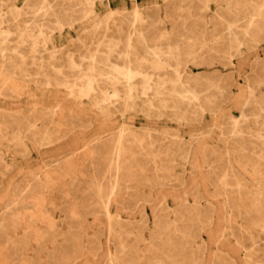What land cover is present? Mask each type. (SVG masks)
<instances>
[{"label": "rangeland", "instance_id": "374dc122", "mask_svg": "<svg viewBox=\"0 0 264 264\" xmlns=\"http://www.w3.org/2000/svg\"><path fill=\"white\" fill-rule=\"evenodd\" d=\"M0 51V264H264V0H0Z\"/></svg>", "mask_w": 264, "mask_h": 264}, {"label": "bare ground", "instance_id": "6f19581e", "mask_svg": "<svg viewBox=\"0 0 264 264\" xmlns=\"http://www.w3.org/2000/svg\"><path fill=\"white\" fill-rule=\"evenodd\" d=\"M47 1H48V0H47ZM73 4H74V3H73ZM74 5H75V4H74ZM81 5H82V3H81ZM67 8H68V7H67ZM74 8H75V7H74ZM69 10H70V9H69ZM20 11H21V10H20ZM62 11H63V10H62ZM135 18H136V16H135ZM136 20H137V19H136ZM16 22H17V21H16ZM66 22H67V21H66ZM57 25H58V24H57ZM59 25H60V24H59ZM41 26H42V25H41ZM46 26H47V25H46ZM37 28H38V26H37ZM9 34H10V33H9ZM131 35H132L131 33L128 34V36H127V38H126V42H125V48H126L125 53H126L127 56L130 55V54L133 52V48H134V46H133V44H132V38H131ZM32 36H33V35H32ZM5 37H6V36H5ZM2 39L5 41L6 38H5V39L2 38ZM31 40H32V39H31ZM33 40H34V39H33ZM29 42H30V41H29ZM29 42H28V43H29ZM4 43H5V42H3V44L1 43L2 46L4 45L3 48L1 47L2 49H4V47H5L6 45H8V44H4ZM22 44H23V43H22ZM16 45H17V44H16ZM9 46H10V45H8V47H9ZM18 46H19V45H18ZM32 46H33V45H32ZM123 47H124V46H123ZM18 48H19V47H18ZM37 48H38V47H37ZM9 49H11V48H9ZM21 50H22V49H21ZM15 51H17V50H15ZM0 52H1V51H0ZM6 52H7V51H6ZM20 52H21V51H20ZM175 52H176V51H175ZM185 52H186V51H185ZM185 52H184V53H185ZM2 53H3V52H2ZM16 53H17V52H16ZM33 53H34V52H33ZM186 53H187V52H186ZM186 53H185V54H186ZM7 54H8V53H7ZM7 54H6V55H7ZM9 54H10V52H9ZM189 54H190V52H188V53L186 54L185 57H187ZM3 55H4V54H3ZM13 55H14V52H13ZM4 56H5V55H4ZM16 56H17V55H16ZM94 56H95V55H94ZM94 56H93V57H94ZM14 57H15V56H14ZM174 57H176V55H175ZM188 57H189V56H188ZM193 57H194V56H193ZM3 58H4V57H3ZM52 58H53V57H52ZM104 58H105V57H104ZM179 58H180V57H179ZM11 59H12V58H11ZM18 59H20V58H18ZM33 59H34V58H33ZM50 59H51V58H50ZM126 59H127V61L130 63V59H129L128 57H127ZM176 59H177V58H176ZM13 60L15 61V60H17V59H13ZM13 60H11V61H13ZM73 60H74V59H73ZM143 60H144V59H143ZM21 61H22V59H21ZM21 61H20V62H21ZM24 61H25V60H24ZM24 61H23V62H24ZM42 61H43V60H42ZM42 61H41V62H42ZM139 61H140V60H139ZM8 62H10V61H8ZM8 62H7V63H8ZM53 62H54V61H53ZM7 63H5V64H7ZM10 63H11V62H10ZM49 63H50V62H48V64H49ZM51 63H52V61H51ZM51 63H50V65L52 66L53 64H51ZM139 63H140V62H139ZM143 63H144V61H143ZM11 64H12V63H11ZM41 64H42V63H41ZM144 64H145V63H144ZM3 65H4V64H3ZM8 65H9V64H8ZM20 65H22V64H20ZM25 65H26V64H25ZM25 65H23V66H25ZM31 65H32V64H31ZM34 65H35V64H34ZM34 65H33V66H34ZM42 65H43V64H42ZM44 65H45V64H44ZM72 65H73V64H72ZM15 66H16V65H15ZM59 66H61V65H59ZM64 66H65V65H64ZM68 66H69V65H68ZM160 66H161V65H160ZM165 66H166V65H165ZM13 67H14V66H13ZM20 67H21V66H20ZM30 67H31V66H30ZM40 67H41V66H40ZM40 67H39V68H40ZM43 67H44V66H43ZM4 68H5V67H4ZM11 68H12V67H11ZM45 68H47V67H45ZM158 68H159V67H158ZM2 69H3V67H2ZM14 69H15V68H14ZM26 69H27V68H26ZM26 69H25V70H26ZM40 69H42V68H40ZM7 70H8V69H7ZM17 70H18V68H17ZM30 70H31V69H30ZM54 70H55V69H54ZM3 71H4V70H3ZM18 71H19V70H18ZM26 71H28V70H26ZM38 71H39V70H38ZM55 71H56V70H55ZM59 71H60V70H59ZM59 71H58V73H59ZM61 71H62V70H61ZM119 71H120V70H119ZM125 71H126V70H125ZM125 71H124V73H125ZM20 72H21V71H20ZM69 72H71V71H69ZM77 72H78V71H77ZM12 73H14V72H12ZM36 73H38V72H36ZM53 73H54V71H53ZM56 73H57V71H56ZM89 73H90V76H91V77H94L95 74H93V70H91ZM3 74H4V73H3ZM5 74H7V73H5ZM9 74H10V73H9ZM9 74H7V75H9ZM27 74H29V73H27ZM60 74H61V73H60ZM126 74H127L126 78L124 77V78H125V81H124V82H125L126 90H125L124 88H123V90L127 91L128 96L131 97V96H132V91L134 90V88H133L134 86H133V83H132V82H134V81L132 80V77H131V75H133V73H132V69H131L130 65L128 66V69H127V71H126ZM136 74H138V73H136ZM13 75H14V74H13ZM54 75H55V74H54ZM65 75H67V74H65ZM79 75H80V74H79ZM79 75H75L76 78L74 77V75H73L72 77H73L74 79H78V78H80ZM36 76H38V75H36ZM83 76H84V75H83ZM90 76H88L87 79L85 78V79H86L85 83L87 82V85H86L87 91L89 92V94H90V93L92 94V92L95 90V88H94V82H93V81H95V79H92V78H91L92 80H90V78H89ZM120 76H121V74H120ZM133 76H134V75H133ZM11 77H12V76H11ZM13 77H14V76H13ZM13 77H12V78H13ZM55 77H56V76H55ZM64 77H65V76H64ZM84 77H85V76H84ZM5 78H6V77H5ZM69 78H70V75H67L63 81L66 82V84H67V83L69 82V80H71V78H70V79H69ZM109 78H110V77H109ZM52 79H53V78H52ZM55 79H56V78H55ZM60 79H61V78H60ZM85 79H84V80H85ZM134 80H135V79H134ZM47 81H48V78H47ZM47 81H46V82H47ZM80 81H81V80H80ZM98 81H99V79H98ZM98 81H97V82H98ZM50 82H51V81H50ZM61 82H62V81H61ZM64 82H63V83H64ZM124 82H123V83H124ZM142 82H143V81H142ZM47 83H49V81H48ZM71 83H72V81H71ZM77 83H78V82L76 81V84H77ZM80 83H81V82H79L78 85H79ZM95 83H96V82H95ZM98 83H99V82H98ZM103 83H104V82H103ZM103 83H101V84H103ZM105 83H106V82H105ZM140 83H141V82H140ZM50 84H51V83H50ZM52 84H53V83H52ZM54 84H55V83H54ZM58 84H61L60 81H59ZM58 84H57V85H58ZM68 84H69V83H68ZM72 84H73L72 86L74 87V83H72ZM83 84H84V82H83ZM96 85H98V84H96ZM134 85H135V84H134ZM136 86H137V84H136ZM107 87H109V86H107ZM69 88H70V87H69ZM79 88H80V87H79ZM105 89H107V88H105ZM136 89H137V88H136ZM136 89H135V90H136ZM138 89H139V88H138ZM145 89H146V88H144V90H145ZM108 90H109V89H108ZM80 91H81V90H80ZM95 91H96V90H95ZM105 91H106V90H105ZM105 91H103V93H104ZM113 91H114V90H113ZM125 91H124V92H125ZM142 91H143V89H142ZM101 92H102V91H101ZM109 92H110V91H109ZM111 92H112V91H111ZM111 92H110V93H111ZM136 92H138V91L136 90ZM80 93H81V92H80ZM82 93H83V91H82ZM141 93H142V92H141ZM85 94H87V93H85ZM91 94H90V96H91ZM93 94L96 95L97 93L95 94V93L93 92ZM101 94H102V93H101ZM104 94H106V93H104ZM108 95H109V94H108ZM111 95H112V93H111ZM111 95H110V96H111ZM113 95H116V94H113ZM90 96H89V97H90ZM97 96H98V95H97ZM104 96H105V95H104ZM128 96H127V97H128ZM125 97H126V96H125ZM100 98H101V97H100ZM101 99H102V98H101ZM117 99H118V98H117ZM110 100H111V97H110ZM125 100H126V99H125ZM106 101H107V100H106ZM129 101H130V100H128V102H129ZM125 102H126V101H125ZM128 102H127V103H128ZM127 103H126V104H127ZM126 106H127V105H126ZM128 106H129V105H128ZM152 109H153V108H152ZM39 112H40V111H39ZM47 112H48V111H47ZM40 113H41V112H40ZM48 113H50V111H49ZM48 113H47V114H48ZM55 113H56V112H55ZM42 114H43V113H42ZM45 114H46V113H45ZM56 115H57V114H56ZM17 116H18V115H17ZM29 116H30V115H29ZM21 117H22V116H21ZM35 117H36V116H35ZM44 117H45V116H44ZM10 118H11V117H10ZM18 118H19V117H18ZM32 118H33V117H32ZM53 118H54V117H53ZM16 119H17V118H16ZM19 119H20V118H19ZM22 120H23V119H22ZM11 121H12V120H11ZM14 121H15V120H14ZM72 121H73V120H72ZM72 121H71V123H72ZM4 122H5V121H4ZM21 122H22V121H21ZM48 122H49V121H48ZM51 122H52V120H51ZM60 122H61V121H60ZM14 123H15V122H14ZM27 123H28V122H27ZM41 123H42V122H41ZM71 123H70V125H71ZM43 124H44V123H43ZM1 125L3 126V124H1ZM8 125H9V124H8ZM15 125L17 126V123H16ZM72 125H73V124H72ZM72 125H71V126H72ZM22 126H23V125H21L20 127H22ZM27 126H28V125H27ZM27 126H26V127H27ZM32 126H33V125H32ZM0 127H1V126H0ZM29 127H30V126H29ZM29 127H28V128H29ZM33 127H34V126H33ZM35 127H37V126L35 125ZM43 127H44V126H43ZM52 127H53V126H52ZM73 129H74V128H73ZM11 130H12V129H11ZM18 130H19V129H18ZM26 130H27V129H26ZM119 131H120L119 133H122L123 131H125V128L122 127L121 130H119ZM31 132H32V131H31ZM28 133H30V132H28ZM35 133H36V131H35ZM35 133H34V135H35ZM18 134H20V133L18 132ZM25 135H26V134H25ZM25 135H24V136H25ZM28 135H29V134H28ZM125 135H126V134H125ZM36 136H37V135H36ZM36 136H35V137H36ZM58 136H59V135H58ZM118 136H119V139L117 140V141H118V142H117V144H118V148H122V140H123V139H122V136H123V135H122V134H119ZM123 137H124V136H123ZM125 137H126V136H125ZM37 138H38V137H37ZM37 138H36V139H37ZM51 138H52V137H51ZM51 138H50V139H51ZM117 138H118V137H117ZM19 139H20V137H19ZM33 139H34V138H33ZM125 139H126V138H125ZM125 139H124V141H125ZM44 140H45V139H44ZM42 142H43V141H42ZM126 142H128V141H125V143H126ZM36 143H37V142H36ZM126 144H127V143H126ZM38 145L40 146V144H38ZM41 145H42V144H41ZM44 145H45V144H44ZM124 146H125V145H124ZM120 150H121V149H120ZM120 150H119V151H120ZM115 165H116V164H115ZM122 170H123V169H122ZM111 173H112V172H111ZM114 181H115V180H114ZM116 182H117V179H116ZM116 185H117V184H116ZM116 185H115V186H116ZM110 201H111L110 198H107V199L105 200V202H104V206H105L106 209L109 207V203H110ZM17 208H18V207H17ZM17 208H16V209H17ZM101 211H102V210H101ZM94 212H95V211H94ZM167 231H168V230H167ZM249 243H250V242H249ZM253 244H254V243H253ZM185 245H186V244H185ZM251 245H252V244H251ZM187 247H188V246H187ZM179 258H180V257H179ZM180 259H182V258H180ZM183 259H184V258H183ZM156 260H158V259H156ZM178 260H179V259H178ZM184 260H185V259H184ZM180 261H181V260H180ZM180 261H179V262H180ZM155 262H156V261H155ZM181 262H183V261H181ZM150 263L154 264V262H150ZM157 263H158V262H157ZM177 264H178V263H177ZM184 264H185V262H184Z\"/></svg>", "mask_w": 264, "mask_h": 264}]
</instances>
